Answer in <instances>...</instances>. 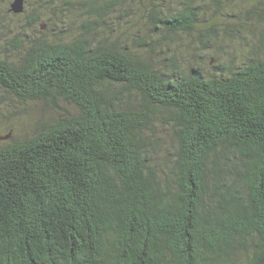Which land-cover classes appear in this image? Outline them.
<instances>
[{
    "label": "trees",
    "instance_id": "trees-1",
    "mask_svg": "<svg viewBox=\"0 0 264 264\" xmlns=\"http://www.w3.org/2000/svg\"><path fill=\"white\" fill-rule=\"evenodd\" d=\"M36 1L58 21L13 37L0 90L74 111L0 146V264H264V0ZM242 18L209 77L167 47Z\"/></svg>",
    "mask_w": 264,
    "mask_h": 264
},
{
    "label": "rangeland",
    "instance_id": "rangeland-1",
    "mask_svg": "<svg viewBox=\"0 0 264 264\" xmlns=\"http://www.w3.org/2000/svg\"><path fill=\"white\" fill-rule=\"evenodd\" d=\"M8 2L9 0H0V58L16 59L18 52L21 50V48H16L13 43V37L16 34L19 35V38L24 39L25 37L36 38L41 31H44V34H50L51 31L45 30V21L48 19L50 21H58V19L57 15L52 12L54 6L44 7V1L37 3L36 0H31L25 5L24 12L21 14L8 11ZM72 2L75 3L77 0H72ZM227 8L230 11L233 10L228 6ZM227 8L226 10H228ZM211 12L212 9H209L202 16L206 20L210 19L213 16ZM227 13L230 12L227 11ZM31 14H37L38 16V21L35 25L28 24V18ZM68 14L71 19L69 25L72 28L77 27L80 18L83 16L75 9L69 10ZM130 22L128 19L124 22L120 18L115 29H122L123 26L128 28ZM239 22L240 24L236 21L233 22L235 26L233 31H227L224 27L219 26L218 40L215 42L210 41L212 43L210 48L201 43V37L196 31L192 34L172 37L167 47L169 51L176 52V56L181 62L189 63L186 68L199 67L202 74L205 77H209L220 71L219 65L215 67V64H221L224 67L231 65L228 62L229 57L235 61L238 57L244 56L249 47L257 40L258 29L255 27L261 26V23L256 20L252 22L245 21L244 18L239 19ZM40 25H44V27L40 29ZM221 25H223V22ZM164 51L167 52V50ZM159 57H161V54H159ZM215 57L219 59V62L215 61ZM66 111L73 112L74 107L68 103L59 102V106L56 109H52L42 101L18 100L0 90V136L9 134L7 139L0 140V146L11 143L13 140L33 135L38 131L41 124Z\"/></svg>",
    "mask_w": 264,
    "mask_h": 264
},
{
    "label": "water",
    "instance_id": "water-1",
    "mask_svg": "<svg viewBox=\"0 0 264 264\" xmlns=\"http://www.w3.org/2000/svg\"><path fill=\"white\" fill-rule=\"evenodd\" d=\"M23 2L24 0H13L10 3L9 11L16 14L21 13L23 11ZM42 27H44V25H42ZM7 137H9V134L4 137H0V139H6Z\"/></svg>",
    "mask_w": 264,
    "mask_h": 264
},
{
    "label": "flooded vegetation",
    "instance_id": "flooded-vegetation-1",
    "mask_svg": "<svg viewBox=\"0 0 264 264\" xmlns=\"http://www.w3.org/2000/svg\"><path fill=\"white\" fill-rule=\"evenodd\" d=\"M13 0H9V4H8V8H9V6H10V3L12 2ZM31 0H24V2H23V11H24V8H25V5L27 4V3H29ZM8 11H9V9H8ZM22 11V12H23Z\"/></svg>",
    "mask_w": 264,
    "mask_h": 264
}]
</instances>
